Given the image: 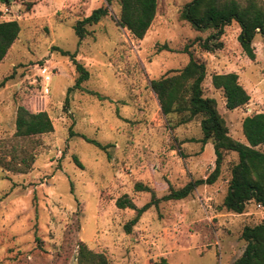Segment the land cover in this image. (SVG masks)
Instances as JSON below:
<instances>
[{
    "label": "rangeland",
    "instance_id": "rangeland-1",
    "mask_svg": "<svg viewBox=\"0 0 264 264\" xmlns=\"http://www.w3.org/2000/svg\"><path fill=\"white\" fill-rule=\"evenodd\" d=\"M157 1L156 18L144 39L118 25L115 0L107 17L87 26L81 42L74 26L105 0L0 1V22L16 20L21 27L0 64V82L9 77L0 89V155L6 161L33 156L26 173L0 165V264H78L80 241L105 255L108 264L162 259L168 264H233L246 247L243 229L264 220V210L254 202L243 214L224 208L231 168L238 161L236 153H227L214 184L199 186L183 200L153 206L130 233L125 229L136 212L119 209L117 200L126 196L138 207L151 200L150 192L137 190L138 184L162 197L170 188L207 178L215 168L212 143L200 142V121L179 124L178 115H163L150 86L151 80L183 69L189 62L183 47L212 31H195L180 19L192 0ZM239 34V25L232 23L224 30L221 50L204 52L198 44L192 50L207 66L205 95L217 100L230 136L246 143L243 120L264 112V38L256 36L251 60ZM165 44L172 51L163 50ZM53 47L76 53L90 73L68 104L67 91L78 74L70 58ZM231 72L239 75L251 98L236 110H228L222 91L211 85L212 75ZM28 101L34 112L49 114L53 132L15 136L17 109ZM80 135L110 147L102 150Z\"/></svg>",
    "mask_w": 264,
    "mask_h": 264
},
{
    "label": "trees",
    "instance_id": "trees-1",
    "mask_svg": "<svg viewBox=\"0 0 264 264\" xmlns=\"http://www.w3.org/2000/svg\"><path fill=\"white\" fill-rule=\"evenodd\" d=\"M105 1L106 5L93 10L89 16L79 20L74 26L80 42L88 35L87 26L98 24L109 15V7L115 0ZM118 2L120 5L118 25L127 29L136 39H144L156 18L158 1L118 0ZM180 19L189 23L195 31L210 30L212 33L204 40L197 39L186 44L181 52L189 55L187 65L181 70H173L159 79L151 80L150 86L157 96L163 115H178L179 124H186L196 119L200 121L203 134L200 142L203 145L212 143L216 156L215 168L207 178L191 180L180 189L170 188L169 193L162 197H158L150 187L138 184L136 186L138 191L151 193V200L142 207H138L126 196L119 198L116 202L119 209H131L136 212V216L125 226L128 233L132 231V227L137 224L141 216L153 206L157 207L165 201L183 200L199 186L214 184L221 174L227 153H236L238 161L231 168V179L223 202L224 208L235 214H243L251 202L264 207V151L260 149L264 144V112L248 116L243 120L242 130L246 143L232 138L226 120L219 112L217 100L205 95L203 84L207 77L206 63L195 58L192 50L195 44L208 53L221 50L223 48L221 38L225 28L237 23L240 27L238 36L240 46L251 60H255L253 42L257 35L264 38V0H192L181 10ZM20 32L18 21L0 22V64L18 40ZM161 48L172 51L167 44ZM53 50L69 57L78 74L74 86L67 91L68 104L69 95L74 90L83 89L82 85L89 80L90 73L81 60L77 59L76 53L57 47H53ZM8 79L9 77L0 82V89L5 86ZM211 85L214 89L222 91L228 110L243 107L251 99L240 84L236 72L212 75ZM53 131V121L46 111L34 112L31 101L18 107L16 137L31 138ZM70 135L74 134L70 132ZM80 136L102 150L110 147L84 135ZM74 160L82 168L76 156ZM32 161V155L20 159L13 156L10 161H6L5 157L0 155V165L16 173L28 172ZM241 237L246 242V247L233 264H264V220L255 226H246ZM77 259L78 264H108L105 255L90 250L82 241L78 244ZM155 264H168V261L162 259Z\"/></svg>",
    "mask_w": 264,
    "mask_h": 264
},
{
    "label": "built area",
    "instance_id": "built-area-1",
    "mask_svg": "<svg viewBox=\"0 0 264 264\" xmlns=\"http://www.w3.org/2000/svg\"><path fill=\"white\" fill-rule=\"evenodd\" d=\"M47 80H49V81H50V76H47ZM257 206H258V208H260V209H263V210H264V207H263L261 204H258Z\"/></svg>",
    "mask_w": 264,
    "mask_h": 264
},
{
    "label": "water",
    "instance_id": "water-1",
    "mask_svg": "<svg viewBox=\"0 0 264 264\" xmlns=\"http://www.w3.org/2000/svg\"><path fill=\"white\" fill-rule=\"evenodd\" d=\"M0 1H2L4 3H8L9 2V0H0Z\"/></svg>",
    "mask_w": 264,
    "mask_h": 264
}]
</instances>
